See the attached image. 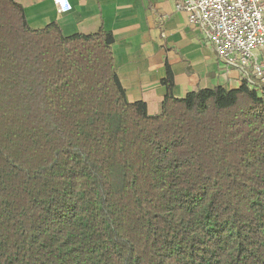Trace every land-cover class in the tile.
<instances>
[{
    "label": "trees",
    "instance_id": "obj_1",
    "mask_svg": "<svg viewBox=\"0 0 264 264\" xmlns=\"http://www.w3.org/2000/svg\"><path fill=\"white\" fill-rule=\"evenodd\" d=\"M113 46L0 0V264H264V83L152 116Z\"/></svg>",
    "mask_w": 264,
    "mask_h": 264
},
{
    "label": "crops",
    "instance_id": "obj_2",
    "mask_svg": "<svg viewBox=\"0 0 264 264\" xmlns=\"http://www.w3.org/2000/svg\"><path fill=\"white\" fill-rule=\"evenodd\" d=\"M31 29L57 24L63 34L113 35V60L127 101L143 102L159 115L168 90V68L174 76L173 95L184 98L196 90L237 89L239 72H223L216 51L188 25L179 0H70L72 10L59 14L54 0H16Z\"/></svg>",
    "mask_w": 264,
    "mask_h": 264
},
{
    "label": "built area",
    "instance_id": "obj_3",
    "mask_svg": "<svg viewBox=\"0 0 264 264\" xmlns=\"http://www.w3.org/2000/svg\"><path fill=\"white\" fill-rule=\"evenodd\" d=\"M59 14L70 0H54ZM188 25L198 30L219 57L223 72H239L241 82L264 83V0H179Z\"/></svg>",
    "mask_w": 264,
    "mask_h": 264
}]
</instances>
